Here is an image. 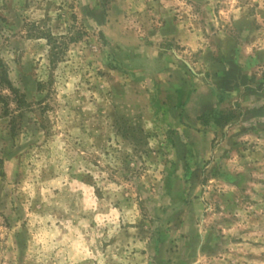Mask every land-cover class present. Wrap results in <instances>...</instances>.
<instances>
[{
    "label": "rangeland",
    "instance_id": "obj_1",
    "mask_svg": "<svg viewBox=\"0 0 264 264\" xmlns=\"http://www.w3.org/2000/svg\"><path fill=\"white\" fill-rule=\"evenodd\" d=\"M0 50V264H264V0H0Z\"/></svg>",
    "mask_w": 264,
    "mask_h": 264
},
{
    "label": "trees",
    "instance_id": "obj_2",
    "mask_svg": "<svg viewBox=\"0 0 264 264\" xmlns=\"http://www.w3.org/2000/svg\"><path fill=\"white\" fill-rule=\"evenodd\" d=\"M50 46V61L55 65L64 55V44L58 39L64 36L56 37L48 34L45 36ZM41 87V84H39ZM11 104L15 107L12 108ZM30 107L24 93L17 88L9 76V65L1 55L0 50V117H10V125L12 132L19 129V119L23 117L24 112Z\"/></svg>",
    "mask_w": 264,
    "mask_h": 264
}]
</instances>
